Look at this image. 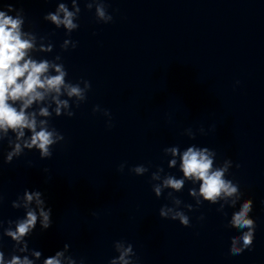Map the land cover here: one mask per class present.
<instances>
[{
	"label": "clouds",
	"instance_id": "9594fccd",
	"mask_svg": "<svg viewBox=\"0 0 264 264\" xmlns=\"http://www.w3.org/2000/svg\"><path fill=\"white\" fill-rule=\"evenodd\" d=\"M72 6L75 12L68 10L65 3H59L55 13H49L45 18L52 21L57 27L63 25L66 29L71 31L78 27L73 22V17L80 12V8L76 0H72ZM87 7H91L90 4ZM12 4H7V10H0V130L7 135L8 130L12 129L16 134V139L19 141L25 136L24 129L31 132L30 139L24 140L23 147L21 143L16 142L12 151L8 152L4 157V163L10 164L14 156H19L24 148L32 149L36 147L40 150L41 157H51L52 152L49 146L56 143L58 139H63V136L56 134L55 130L49 131L45 125L46 121H40V129L37 131V120L35 112H27L34 102L38 103L44 101L51 96L55 102V112L57 115L61 114V109L69 107L68 100H61L59 97L66 92L68 97H77L79 100H85V89L79 87L78 84L66 82L65 77L68 75L67 70L63 64H55L48 60L37 61L29 55L30 50L35 47V38L30 37L28 33L22 32V25L24 18L20 15L15 17L9 15L8 12L14 11ZM60 13H63L61 18ZM96 13L98 17L111 21V15L106 16L103 5L97 6ZM70 41H65L63 47H67ZM73 48H76L78 42H71ZM27 57V58H26ZM60 59V57H57ZM55 70V75H51L49 70ZM239 83V81H237ZM85 88L90 89L91 84L85 81ZM19 102V107H17ZM79 107V105H77ZM99 106L93 108V112L97 111ZM106 115L111 116L109 111ZM39 115L49 116L51 113L48 108H40ZM69 117L75 115L74 112L67 113ZM111 128V122L107 125ZM12 143V141H9ZM170 151L173 156L178 154L177 148H171ZM214 151H210L208 147L190 146L180 156V170L183 173L184 179H175L172 176L167 177L163 181V187H170L177 191L184 186L185 179L193 181H201L199 187V195L205 201L218 203V197L227 198L234 197L232 204L235 205L237 200L242 196L240 192L239 183L233 182L231 179L225 178V172L228 169L226 162L224 167H213ZM176 160L170 162V166H175ZM124 165L119 166V171L123 172ZM239 167V165H237ZM47 171V169H45ZM137 175L143 174L147 169L143 166H136L132 169ZM154 179H159L158 176H153ZM154 191L157 196L161 194V186H155ZM190 194L197 195L195 189L190 190ZM24 207L27 209L26 218L17 220L15 222V230L11 227L4 228L3 235L11 237L12 241L16 243L12 245V251L6 256L3 245L0 244V264H34V260L30 259L28 255H19V253H27L31 251V255L36 260H40L43 253L36 249H29L28 240L26 237L32 235L36 229L38 217L40 218L41 231H46L52 226V208L47 206L44 194L39 190L25 189L23 192ZM35 201V209L30 207ZM3 202V195L0 193V203ZM179 201H177L178 203ZM12 207L19 208L20 204L16 201L12 202ZM189 208L191 206L189 205ZM253 211L252 199L243 200L238 211L232 215L230 222L231 227L238 229H248L239 236L231 238L230 255L239 256L246 250H251L255 239L256 222L249 216ZM161 217H170L172 220H179L182 225L190 227V219L181 211H174L171 208H161ZM203 219V216L200 217ZM4 224L0 220V226ZM8 225L12 224L11 220L7 221ZM2 241V237H0ZM248 247L238 246L240 243ZM22 244V247L17 248V245ZM70 245L65 243L63 248L57 250L54 255L43 258L42 264H61V258L65 257V253L69 252ZM122 245L117 244V250H120ZM132 244L120 251L118 259H112L110 264H131L129 255H135L132 252ZM68 264H76L72 257H67Z\"/></svg>",
	"mask_w": 264,
	"mask_h": 264
}]
</instances>
